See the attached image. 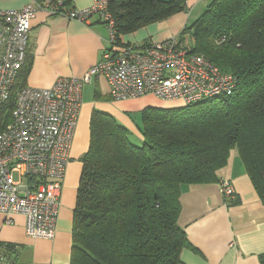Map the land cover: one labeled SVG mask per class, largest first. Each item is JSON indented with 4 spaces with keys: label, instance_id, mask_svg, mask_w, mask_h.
Here are the masks:
<instances>
[{
    "label": "trees",
    "instance_id": "1",
    "mask_svg": "<svg viewBox=\"0 0 264 264\" xmlns=\"http://www.w3.org/2000/svg\"><path fill=\"white\" fill-rule=\"evenodd\" d=\"M185 7L186 0H111L118 42ZM186 30L193 52L237 77L236 90L177 108H146L142 145L113 115L93 110L70 264H182L183 249L193 248L179 224L183 186L221 182L234 151L264 204V0H212ZM29 64L27 58L3 107L7 115Z\"/></svg>",
    "mask_w": 264,
    "mask_h": 264
},
{
    "label": "built area",
    "instance_id": "2",
    "mask_svg": "<svg viewBox=\"0 0 264 264\" xmlns=\"http://www.w3.org/2000/svg\"><path fill=\"white\" fill-rule=\"evenodd\" d=\"M110 4L94 0L87 8L67 9L60 0H32L22 9H0V212L8 224L23 215L30 237H55L83 88L94 77L107 80L114 100L152 94L186 106L236 90L234 74L193 52L178 36L145 45L120 44ZM41 10L85 24L99 15L110 31V45L83 76L59 77L49 88H21L7 115L3 107L26 61L32 21ZM15 172L36 179L23 185L14 179ZM220 187L225 197H236L229 181H221Z\"/></svg>",
    "mask_w": 264,
    "mask_h": 264
},
{
    "label": "crops",
    "instance_id": "3",
    "mask_svg": "<svg viewBox=\"0 0 264 264\" xmlns=\"http://www.w3.org/2000/svg\"><path fill=\"white\" fill-rule=\"evenodd\" d=\"M31 1L0 0V9H22ZM60 1L67 9H84L94 2ZM211 1L186 0L184 11L123 35L121 44L145 45L177 37L185 27L187 13L198 8L206 9ZM32 25L27 49L30 64L24 74L25 84L32 87L49 88L59 77L83 76L99 61L103 49L110 45V31L97 14L85 24L61 16H50L41 10ZM82 101L62 180L55 237H30L25 231L23 215H15L13 224H8L0 212V258L10 264H70L74 208L83 168L82 158L90 144L93 110L110 113L130 133L143 140L144 110L151 106L170 105L171 100H162L152 94L114 100L110 96L107 80L97 76L84 86ZM174 101L182 105L181 101ZM220 178L233 185L236 197H225L220 182L183 186L179 224L193 248L183 249L182 264H261L264 204L237 151L232 153L229 164L220 170ZM9 247H12L11 252Z\"/></svg>",
    "mask_w": 264,
    "mask_h": 264
},
{
    "label": "rangeland",
    "instance_id": "4",
    "mask_svg": "<svg viewBox=\"0 0 264 264\" xmlns=\"http://www.w3.org/2000/svg\"><path fill=\"white\" fill-rule=\"evenodd\" d=\"M206 9H201L199 10V8L195 11H190L187 13V16H186V23H185V27H192V25L194 24V22L199 19L202 14H204ZM184 27V29H185ZM184 29L181 31V33L178 35L179 39L186 45V46H193L194 44V38H193V34L191 32V30H186L184 31ZM169 104L170 105H159V106H155V107H163V108H177V107H181L182 105H177L178 102L176 101H169ZM172 104V105H171ZM167 106V107H166ZM130 139L133 143L135 144H138V145H142L143 144V140H141L140 138L137 137V134L131 132L130 133ZM14 176V179L16 181H21L23 183V185H27L29 184L30 182H32L33 180L35 179H30L28 177H24V178H21L20 176V173L19 172H15L13 174Z\"/></svg>",
    "mask_w": 264,
    "mask_h": 264
}]
</instances>
